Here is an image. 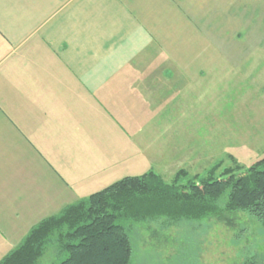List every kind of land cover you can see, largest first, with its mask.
Instances as JSON below:
<instances>
[{
  "label": "crops",
  "instance_id": "crops-1",
  "mask_svg": "<svg viewBox=\"0 0 264 264\" xmlns=\"http://www.w3.org/2000/svg\"><path fill=\"white\" fill-rule=\"evenodd\" d=\"M261 40L264 0H0V259Z\"/></svg>",
  "mask_w": 264,
  "mask_h": 264
},
{
  "label": "rangeland",
  "instance_id": "rangeland-1",
  "mask_svg": "<svg viewBox=\"0 0 264 264\" xmlns=\"http://www.w3.org/2000/svg\"><path fill=\"white\" fill-rule=\"evenodd\" d=\"M260 42L261 50L240 57L200 84L197 100L179 108L175 122L160 131V126L152 127L148 135L155 141L141 140L140 147H155L156 152L135 156L125 174L153 171L169 183L181 168L204 175L222 162L225 168L237 163L243 171L260 159L264 155V42ZM130 232L134 246L130 264H264V227L243 211L172 225L149 220L133 225ZM55 257L50 248L40 264H57Z\"/></svg>",
  "mask_w": 264,
  "mask_h": 264
},
{
  "label": "trees",
  "instance_id": "trees-1",
  "mask_svg": "<svg viewBox=\"0 0 264 264\" xmlns=\"http://www.w3.org/2000/svg\"><path fill=\"white\" fill-rule=\"evenodd\" d=\"M241 169L217 162L191 175L181 168L169 183L153 171L125 176L36 223L0 264H40L50 248L57 264H130V231L149 220L172 225L243 211L264 227V155Z\"/></svg>",
  "mask_w": 264,
  "mask_h": 264
}]
</instances>
